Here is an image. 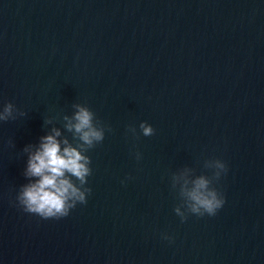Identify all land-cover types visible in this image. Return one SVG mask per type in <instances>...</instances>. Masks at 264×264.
<instances>
[{
  "label": "water",
  "instance_id": "water-1",
  "mask_svg": "<svg viewBox=\"0 0 264 264\" xmlns=\"http://www.w3.org/2000/svg\"><path fill=\"white\" fill-rule=\"evenodd\" d=\"M9 101L27 115L0 123V264H264V0H0ZM73 103L112 131L87 203L44 220L16 202L23 149L48 118L71 140ZM210 158L225 204L182 223L170 175Z\"/></svg>",
  "mask_w": 264,
  "mask_h": 264
},
{
  "label": "clouds",
  "instance_id": "clouds-1",
  "mask_svg": "<svg viewBox=\"0 0 264 264\" xmlns=\"http://www.w3.org/2000/svg\"><path fill=\"white\" fill-rule=\"evenodd\" d=\"M71 107L73 113L62 116L63 129L71 133V140L55 126L53 118H48L44 119V126L52 127L47 134L39 138L38 145L29 144L23 149L27 154L23 172L27 183L20 186L16 202L24 212L44 220L67 217L78 204L87 203L92 192L87 186L92 175V161L87 153L104 141L106 132L112 131L86 104L73 103ZM26 115L11 101L0 107V123ZM139 129L144 137L155 134L147 122H141ZM127 132L137 136L135 126H128ZM135 158L141 159L139 151L135 152ZM203 167L210 175H197L194 168L187 166L170 175L171 188L180 201L173 211L182 223L190 215L215 216L225 204L216 184L227 173V164L219 158H210L204 161ZM162 238L171 240L167 234H162Z\"/></svg>",
  "mask_w": 264,
  "mask_h": 264
}]
</instances>
